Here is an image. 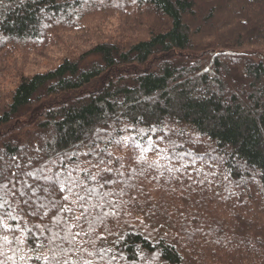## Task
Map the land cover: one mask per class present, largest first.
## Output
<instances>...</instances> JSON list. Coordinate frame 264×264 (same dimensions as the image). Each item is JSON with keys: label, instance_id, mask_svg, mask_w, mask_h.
Segmentation results:
<instances>
[{"label": "trees", "instance_id": "1", "mask_svg": "<svg viewBox=\"0 0 264 264\" xmlns=\"http://www.w3.org/2000/svg\"><path fill=\"white\" fill-rule=\"evenodd\" d=\"M56 41L60 62L25 74ZM13 74L0 264H264V0H0V85ZM69 173L85 200L57 186L65 211L42 189Z\"/></svg>", "mask_w": 264, "mask_h": 264}, {"label": "rangeland", "instance_id": "2", "mask_svg": "<svg viewBox=\"0 0 264 264\" xmlns=\"http://www.w3.org/2000/svg\"><path fill=\"white\" fill-rule=\"evenodd\" d=\"M86 8H89V4L86 5ZM121 20H115L112 25H107L110 27H107V34L108 35H116V27L120 24L121 26ZM130 38H136L137 40L146 38L145 30H135L133 28L128 29L125 31ZM63 38V37H61ZM82 37L77 35L68 36L66 39V47L73 49L77 54L81 55L82 53L86 52V50L89 49L90 43H86V41L81 42ZM60 39V38H59ZM57 43V44H56ZM55 46H50L46 49H44L42 52H40L38 55H35L31 58L30 62L27 65V69H25V74L33 75L39 72H44L52 67H54L56 64L60 62V60L64 56V44L56 41ZM11 63V62H10ZM20 63V62H19ZM22 63V62H21ZM18 78L16 74H13L11 78L4 80L1 85L3 88H7V90L13 89V87L16 85ZM20 172V170H19Z\"/></svg>", "mask_w": 264, "mask_h": 264}, {"label": "snow or ice", "instance_id": "3", "mask_svg": "<svg viewBox=\"0 0 264 264\" xmlns=\"http://www.w3.org/2000/svg\"><path fill=\"white\" fill-rule=\"evenodd\" d=\"M187 155L191 156L192 154L187 153ZM165 158L169 159V160L174 159L173 157H165ZM175 159L181 162V167L180 168H168V171L179 172V171H181L182 168L188 167V162H184L182 156H177V157H175ZM195 163H196V158L194 157L191 161V164L194 166ZM157 166H159L158 162H157ZM17 167H19V166L17 165ZM27 175L32 176V175H34V173L28 172ZM6 179L8 182L7 183H0V189L8 188L9 184H13V187H14V182H13L12 178L8 177ZM92 179H95V177H92ZM75 183H76V180L72 177V174L69 173L68 177L65 180L61 181L59 178H57L54 182L44 186L42 190L44 193L47 194L49 202L52 203L53 207L63 208L65 211H71V209L67 208L61 201L56 200L53 194L57 191V186H59V191L63 192L66 185H68V192L73 193V189L70 185L75 184ZM37 191H38V189L33 188L31 195H29L28 199L25 200L24 203L29 204L30 201L34 202L33 197H35L36 200L42 199L41 197L37 196ZM86 191L91 193L93 190L92 189H86ZM73 194L75 195L76 199H73L70 201L72 204H76V203H79V201L85 200V197L80 195L78 192L73 193ZM20 195L23 196L24 193L21 192ZM62 200L63 201H69V196L64 195L62 197ZM82 207H83V205H82ZM84 211L87 212V208H84ZM12 218L14 219V217H12ZM75 219L78 220V219H80V217L77 216V217H75Z\"/></svg>", "mask_w": 264, "mask_h": 264}]
</instances>
